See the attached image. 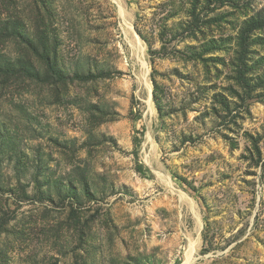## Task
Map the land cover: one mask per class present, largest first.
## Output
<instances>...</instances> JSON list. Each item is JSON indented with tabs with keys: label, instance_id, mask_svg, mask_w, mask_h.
<instances>
[{
	"label": "rangeland",
	"instance_id": "1",
	"mask_svg": "<svg viewBox=\"0 0 264 264\" xmlns=\"http://www.w3.org/2000/svg\"><path fill=\"white\" fill-rule=\"evenodd\" d=\"M0 264H264V0H0Z\"/></svg>",
	"mask_w": 264,
	"mask_h": 264
},
{
	"label": "trees",
	"instance_id": "2",
	"mask_svg": "<svg viewBox=\"0 0 264 264\" xmlns=\"http://www.w3.org/2000/svg\"><path fill=\"white\" fill-rule=\"evenodd\" d=\"M137 171L142 174L143 176H148V171L145 169L144 165L142 163L137 164Z\"/></svg>",
	"mask_w": 264,
	"mask_h": 264
}]
</instances>
